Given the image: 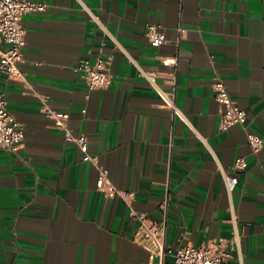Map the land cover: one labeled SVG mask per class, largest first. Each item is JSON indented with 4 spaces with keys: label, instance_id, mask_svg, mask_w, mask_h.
Returning a JSON list of instances; mask_svg holds the SVG:
<instances>
[{
    "label": "crops",
    "instance_id": "0c3cea01",
    "mask_svg": "<svg viewBox=\"0 0 264 264\" xmlns=\"http://www.w3.org/2000/svg\"><path fill=\"white\" fill-rule=\"evenodd\" d=\"M34 1L47 7L21 17L23 76H0L24 133L17 150L0 148V264H155L131 209L159 221L165 199L171 248L222 244L230 256L220 264H264V0ZM148 22L164 34L158 46ZM97 56L110 60L111 80L90 89L74 67ZM142 70L175 92L187 121ZM215 76L245 109L246 130L262 136L258 152L242 125L219 128ZM47 109L68 114L115 191L97 187L98 167ZM237 156L248 164L228 194L221 172L235 173Z\"/></svg>",
    "mask_w": 264,
    "mask_h": 264
},
{
    "label": "built area",
    "instance_id": "2783aa9c",
    "mask_svg": "<svg viewBox=\"0 0 264 264\" xmlns=\"http://www.w3.org/2000/svg\"><path fill=\"white\" fill-rule=\"evenodd\" d=\"M47 7L45 1L34 0H0V76H5L9 80H19L23 72L19 68L22 61V49L25 44L24 30L20 24L21 17L29 12L44 10ZM89 15L96 23L105 30V26L100 19L93 15L87 8ZM144 34L150 44L158 46L164 42V34L159 25L154 22L145 24ZM110 60L97 56L90 63L88 59H81L77 62L74 70L78 73L79 79L90 89L102 88L107 86L111 80ZM141 73L152 84L158 94L161 104L170 109L173 114L187 121L185 114L175 104V92L165 90L155 80V74L141 71ZM213 96L222 106L220 112L219 128L225 130L233 125L240 124L245 130L246 141L252 153L258 152L263 143L262 136L246 130L245 119L246 111L238 105L236 100L227 91L224 81L221 77L215 76L212 82ZM48 115L53 119L54 126L63 131L66 141L74 142L81 151L82 160L93 162L99 170V176L96 181L97 187L106 192H113L112 186L104 184L106 176L103 170L96 162L95 156L88 152L87 138L82 133H74L69 128L66 112H58L47 109ZM23 127L21 123L7 110L6 100L3 93L0 92V148L10 151L18 149L23 140ZM206 144L204 138H202ZM245 156H237L232 164L235 173L229 174L222 171L225 188L228 194H231L238 181V173L243 172L247 167ZM163 216L159 221L151 219L144 210L131 209V214L137 219L138 226L135 230V238L149 252L151 258H156L155 264H220L230 256V253L222 244H186L176 248H171L165 242V212L166 199L161 204ZM230 220L235 223L236 215L231 207ZM169 256V258H167ZM241 264V261H240Z\"/></svg>",
    "mask_w": 264,
    "mask_h": 264
}]
</instances>
